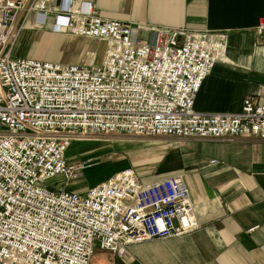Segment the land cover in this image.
<instances>
[{
  "label": "built area",
  "instance_id": "obj_1",
  "mask_svg": "<svg viewBox=\"0 0 264 264\" xmlns=\"http://www.w3.org/2000/svg\"><path fill=\"white\" fill-rule=\"evenodd\" d=\"M52 1L0 0V264H89L96 248L121 255L130 243L191 232L180 177L145 182L124 168L76 191L68 186L89 160L69 162L66 149L79 132L264 139V93L236 113L198 112L195 96L226 56V33L146 28L96 16L83 0ZM32 14L38 26L51 15L56 33L101 40L100 64L14 57L11 41ZM55 177L63 184L47 186Z\"/></svg>",
  "mask_w": 264,
  "mask_h": 264
},
{
  "label": "crops",
  "instance_id": "obj_2",
  "mask_svg": "<svg viewBox=\"0 0 264 264\" xmlns=\"http://www.w3.org/2000/svg\"><path fill=\"white\" fill-rule=\"evenodd\" d=\"M52 2L56 5L59 0ZM83 2L96 16L146 28L226 33V56L213 65L202 82L194 100L196 111L236 113L246 96L259 100L264 93V31L260 29L264 24V0ZM78 8L76 3L74 9ZM22 21L19 14L17 25ZM51 21L48 15L46 24L38 27L30 15L23 29H37L34 41L38 36L60 37L61 33L52 30ZM79 43L82 45L83 40ZM86 44L91 51L95 42L89 40ZM31 53L25 50L19 57L36 58ZM92 56L91 52L88 58ZM37 59L50 60L41 56ZM65 60L70 59L59 62L68 63ZM93 60L75 63L95 65ZM185 143V153L178 167H173L180 170H172L169 176L180 177L189 190L194 230L130 243L122 255L96 248L89 264H264V139L223 136L187 139Z\"/></svg>",
  "mask_w": 264,
  "mask_h": 264
},
{
  "label": "rangeland",
  "instance_id": "obj_3",
  "mask_svg": "<svg viewBox=\"0 0 264 264\" xmlns=\"http://www.w3.org/2000/svg\"><path fill=\"white\" fill-rule=\"evenodd\" d=\"M24 30L22 28L20 32L22 33ZM36 30L24 31L22 36L20 33L15 40L11 41L14 57L21 56L25 50H32L31 56L36 58L41 56L56 62L66 58L70 59L65 60L68 63L77 62L80 59L84 62H87L88 59L90 62L92 57H94L93 63L95 65L100 64L102 61L105 44L99 39L84 38L65 31L58 35L60 37L53 36V39H50L48 36H38L34 41L32 38ZM142 37L144 39L146 35L143 34ZM82 40L83 44L81 45L79 42ZM89 40L95 42L91 51L88 50V44H86V41ZM91 52L94 56L88 58ZM186 140L179 137H136L124 134L75 133L74 139L66 150V157L69 162H75L79 159H88L89 162L80 178L68 187L76 191H84L124 168L132 169L138 177L145 181L169 176L172 170L177 173L180 169H174L173 167H178V162L185 153ZM63 181L62 178L55 177L48 180L46 184L47 186L57 185L58 187L63 184Z\"/></svg>",
  "mask_w": 264,
  "mask_h": 264
},
{
  "label": "bare ground",
  "instance_id": "obj_4",
  "mask_svg": "<svg viewBox=\"0 0 264 264\" xmlns=\"http://www.w3.org/2000/svg\"><path fill=\"white\" fill-rule=\"evenodd\" d=\"M76 8V7H75ZM69 150V149H68ZM66 152V151H65ZM68 152V151H67Z\"/></svg>",
  "mask_w": 264,
  "mask_h": 264
}]
</instances>
